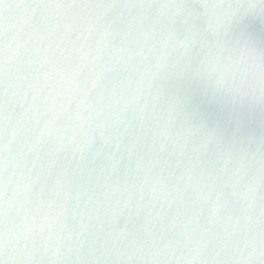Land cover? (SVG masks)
Returning a JSON list of instances; mask_svg holds the SVG:
<instances>
[{
  "label": "water",
  "instance_id": "95a60500",
  "mask_svg": "<svg viewBox=\"0 0 264 264\" xmlns=\"http://www.w3.org/2000/svg\"><path fill=\"white\" fill-rule=\"evenodd\" d=\"M0 259L264 264V0H0Z\"/></svg>",
  "mask_w": 264,
  "mask_h": 264
},
{
  "label": "snow or ice",
  "instance_id": "6c2138e0",
  "mask_svg": "<svg viewBox=\"0 0 264 264\" xmlns=\"http://www.w3.org/2000/svg\"><path fill=\"white\" fill-rule=\"evenodd\" d=\"M97 6H103V5H97ZM6 259H0V264H5Z\"/></svg>",
  "mask_w": 264,
  "mask_h": 264
}]
</instances>
